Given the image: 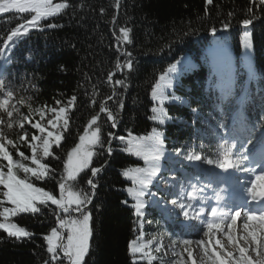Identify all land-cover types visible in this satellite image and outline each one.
<instances>
[{"label":"trees","instance_id":"obj_1","mask_svg":"<svg viewBox=\"0 0 264 264\" xmlns=\"http://www.w3.org/2000/svg\"><path fill=\"white\" fill-rule=\"evenodd\" d=\"M41 11L58 14L43 18ZM246 18L253 20L247 29L243 27ZM124 27L131 30V43L123 42L120 29ZM245 31L250 33L251 49L243 46ZM125 51L132 53V71L116 68L117 63L124 64L128 59ZM183 56H189L191 64L164 81L172 85L165 89L169 96L163 106L165 123H153L152 89ZM245 73L249 75V88L241 100ZM0 78L11 83L15 97L25 98L31 105L17 104L19 112L10 117L0 112V142L8 147L16 163L28 171H40L36 179L31 178L35 186L57 196L60 182L72 191H91L86 183L92 178L91 168L102 169L93 178L98 187L89 206L93 235L85 264H133L128 245L136 235L138 221L131 207L135 201L127 189L138 186L122 173L146 167L141 158L125 151V143L113 138L109 144L108 133L124 135L127 140L128 133L148 136L155 128L163 133L160 150L186 162L169 166L160 161L152 168L156 174L149 177L151 183L143 189L147 207L142 222L146 232L150 228L146 218L157 222L162 218L160 202L165 196L157 185L161 176L170 178L167 170L176 172L170 179L177 180L178 190L184 186L189 192L193 186L186 172L191 180L198 178L213 185L212 172L204 176L196 160L187 157L201 155L204 161L216 160L222 127L229 140L234 135L242 137L238 157L244 156L242 148L251 157L253 144L249 142H259L258 128L264 124V8L258 3L253 6L252 0H212L211 5L206 0H0ZM116 79L125 80L123 88L114 83ZM73 95L77 100L68 113L69 124L62 133L61 145L53 148L55 158L40 159L42 166L33 164L32 159L37 157H33L32 149L43 136L42 131L39 134L31 127L34 122L43 123L34 110L58 108ZM102 105L116 116L118 128L113 129L107 114L100 113ZM239 106L241 114L230 127ZM94 115L99 116L104 147L93 148L96 154L91 164L76 181L65 180L66 154L79 143V136ZM51 116L50 111L45 112L47 119ZM34 134L39 140L32 139ZM24 135L29 139L24 140ZM46 165L52 171L39 181ZM18 175L24 178L23 172ZM3 191L0 186V193ZM187 192L177 194L185 203L192 200L186 197ZM124 201H128L127 206ZM220 204L218 211L224 205L222 199ZM40 207L37 214L21 213L10 219L30 231V238L16 240L0 230V264H46L50 259L43 236L56 225V210L54 205ZM186 220L183 215L176 216L179 225ZM163 228L175 239L181 233L180 227L175 231L167 223Z\"/></svg>","mask_w":264,"mask_h":264},{"label":"snow or ice","instance_id":"obj_2","mask_svg":"<svg viewBox=\"0 0 264 264\" xmlns=\"http://www.w3.org/2000/svg\"><path fill=\"white\" fill-rule=\"evenodd\" d=\"M208 5L212 4V0H206ZM253 6L259 4L264 8V0H252ZM58 14L54 11H41L40 15L43 18H47L50 15ZM253 20L246 18L243 20V27L247 29ZM55 27V25H53ZM228 25L225 24V29ZM130 29L124 27L120 29V33L125 44L131 43L130 39ZM216 29H212L213 35H215ZM250 33L245 31L244 40L242 41L243 46L246 49H251L252 44L249 39ZM128 59L124 64L117 63L116 68H127L129 71L134 70V62L132 60V53L125 51L123 53ZM30 58V57H29ZM176 70V66L168 68V73H173ZM115 74H110L108 80L112 81ZM166 80V75H161L159 81L155 83V86L151 92L152 101L158 103L161 107H152L151 119L153 121H158L159 124L163 125L165 123L164 119V102L169 98L165 94V89L172 87L169 84H162ZM114 83L120 87H124L125 80L116 79ZM171 95V94H169ZM111 99V97H109ZM173 99H179L178 97H173ZM15 100V103L13 101ZM77 100V97L73 95L66 104L60 107H52L51 109H35L34 111L40 116V120L45 119V112L50 111L52 116L46 120V123H41L40 121L31 124V127L35 129L39 134L41 131L45 137V143L39 145V150L41 153H47L44 159L55 158L53 153V146L60 147L61 141L63 139L62 132L66 130V127L62 128L65 121L69 124L68 112L73 107ZM17 104L25 105L31 107L28 100L25 98L15 97L14 91L11 87V83H5L4 78H0V112L4 115L11 116L13 113H18L19 109L16 107ZM59 104V101L57 102ZM122 107V104H121ZM100 113H106V118L111 122V127L113 129L118 128L117 118L110 111L106 105H102L99 109ZM195 111V109H193ZM54 117V118H53ZM25 119H29L28 116H24ZM99 116L94 115L91 118V123L88 124L87 128L84 130V134L79 136V143L76 144L67 155L65 160L63 170V179L68 181H76L79 175L84 172L91 164L93 156L96 154L93 148L99 146L104 147V140L101 137V129L97 124ZM2 123V120H0ZM23 127V125H21ZM51 133V135H49ZM127 140L124 135L115 136L114 133H108V143H111L113 138L118 139L121 143L126 144L125 151L135 157H139L145 162L149 160H158L160 157L156 155L160 148L163 147V133L158 132L153 128L151 135L148 136H135L132 133L127 134ZM24 140L29 138L25 135L22 137ZM33 140H39V135H32ZM222 151L220 153L219 160L207 159L205 163L208 165H214L224 171L233 168L236 164L230 159L232 149L225 148L221 145ZM109 154H111V148L108 149ZM33 157H35L36 149H32ZM24 155V154H21ZM189 160L199 161L202 159L201 155H191L187 157ZM261 158L264 159V153H261ZM0 161L6 162L0 163V186L3 187L4 191L0 193L2 199H0V230H3L8 237L14 238L16 240H21L24 238H30L32 233L27 231L25 228L18 226L15 223L10 222V218L17 216L21 213H31L37 214L41 212V205L48 207L49 205H54L56 210V225L50 229L49 234L43 236L46 242L47 253L50 254V259L46 264H85V259L90 252V239L93 235L92 228L90 227V221L92 220L90 205L95 196V189L98 187L93 178L97 177L102 171L100 167L91 168V177L86 181L87 185L91 191H72L64 182L58 184L59 195L57 196L53 192H49L43 188L35 186L31 178H37L35 173L29 174L26 166L18 164L13 158V154L9 151L8 147L0 142ZM32 163L37 166H42L43 162L38 158H33ZM45 171L42 175L38 177L39 181H43L49 177V172L52 168L49 165L44 166ZM5 168L7 171H5ZM19 169V171L17 170ZM18 172L24 173V178L18 175ZM156 174V170L152 168H129L123 171L122 175L133 182V184L138 187L133 189H127V194L132 197L135 203L131 204L138 221V239L141 241L143 237L139 236V232L143 230L142 218L145 216V201L144 197L146 193L143 191L144 188L148 187L151 183L149 177ZM264 179V176L258 177L257 180ZM248 195L252 201H264V193L256 190L255 183L253 186L247 190ZM193 197L192 199H194ZM128 204V201H124ZM170 203L174 206L171 209V213L177 215H183L185 219L197 220L204 224L206 231H203L202 237L200 239H175L173 240L169 237L170 243L173 245L172 252L173 256L178 257L173 264H196L195 260L192 259L193 251L191 246L195 244L203 253L201 264H229L232 261L236 264V261L241 260V257H237L234 253H230L225 248L224 244L220 239L216 238V234H224L225 225L229 229L234 228L237 225V221L241 218V213L243 210L235 211L234 213L218 211L217 208L211 209V219L203 218L204 213L202 209H194L191 202L185 203L181 199H173ZM217 203H220V195H217ZM5 205H10L5 206ZM62 213V215H61ZM248 221L251 222L255 219H260L264 217V213L260 217L255 214H248ZM230 220V223H229ZM245 228H248V223L242 221ZM264 229V223L260 225V228H255L252 230L253 234ZM225 238L232 240L231 236H226ZM164 245H162L155 238L147 243H137V240H133L129 245V252L135 256L140 253L142 258L147 261V264H153L154 261L160 259L154 253H160ZM179 249V251H177ZM243 251V250H242ZM186 253V257L182 254ZM247 259V257H243ZM162 262V261H161ZM133 264H139V262L134 261Z\"/></svg>","mask_w":264,"mask_h":264},{"label":"rangeland","instance_id":"obj_3","mask_svg":"<svg viewBox=\"0 0 264 264\" xmlns=\"http://www.w3.org/2000/svg\"><path fill=\"white\" fill-rule=\"evenodd\" d=\"M190 64H191V61L188 56L182 57L176 64H174L176 66L175 72L173 73L166 72L164 74L166 75V80L169 78V75H177L178 73L183 71L184 66H187ZM161 83L164 84V82H161ZM154 103L157 105L156 106L157 108L160 107L158 103L156 102ZM186 104L187 102L185 101L184 105ZM46 120L47 118L45 117V119L43 120V123H46ZM64 127L67 128V121H65L64 124L62 125V128ZM65 131L66 130H64L63 132ZM49 135H51V133ZM45 142H46L45 137L43 135L41 137V140L34 145V149H36L35 156L38 159H44V156L47 154L46 152L41 153L39 150V145ZM55 147L56 146L54 145L53 148ZM167 160L170 163L171 162H185L182 160V158L172 157L171 155H167ZM262 162H264V160H262L260 164H262ZM142 163L146 168H153L157 164V161L149 160L148 162H145L144 160H142ZM196 165L198 166L200 173H202L205 176L208 170V166L206 165L205 161L201 159L196 162ZM258 166L260 165L258 164L257 167ZM210 168L214 174H217V172L220 170L218 167L214 165ZM28 172L29 174L35 173L37 175L39 174L40 171L37 169H31ZM175 174L176 173L174 172V170H172L169 173V176H173ZM258 177H261V174L257 172V169L255 166H249L248 169L240 173L239 179H241V181L238 180V182L240 181L242 186L243 185L245 186L244 188H246V190L242 191L239 188L237 189L238 190L237 194L232 193L231 197L235 198L236 200L234 203H231V205L226 210V212L234 213L235 211L243 210L241 213V218L237 221V225H235L234 228L229 229L228 226L225 225L224 234L223 235L220 233L216 234V238L221 240V242L224 244L228 252L234 253L237 257L242 258L241 260L236 261V264H264V229H261L259 232H256L255 234H253L252 232L253 229L260 228V225L264 223V217H261L260 219H255L249 222L247 215H245V213H248V214H255L256 216L260 217L262 214L254 210L253 201L249 197L248 191H247L253 186L254 183L256 185L257 191L264 189V180L261 179L258 181L257 180ZM176 186H177V180H172L169 184H166L165 179L161 177L160 181L158 182L159 190L163 192L165 191L164 196L166 197L165 200L160 202L162 208H164L165 210V214H163L164 222L168 224V221H169L173 226H176L175 216L177 214L171 213V209L174 206L170 203L171 200H168L167 197L169 193H174V192L176 193V190H175ZM182 191H183V188H181V192ZM185 191L186 190H184L183 192ZM193 192L196 193V199L198 200H201L202 197L203 198L206 197V201L208 204H210V202L214 200V197L217 194L213 188L208 187L205 184H200V185L195 184V191ZM211 209L212 208L209 205H207L206 210L204 212V217H202V219L211 214ZM159 215H161L160 212H159ZM146 219H147L148 226L150 227L149 230L147 232L143 230L139 232V236L143 237V240L141 241L140 239H138V229H137L134 239L137 240V243H141V242L147 243L153 238H155L162 245H164V247L162 248L160 253H154L155 255L160 257V259L154 261L153 264H173V262L176 259H178V257L173 256V252H172L173 245L170 243L169 237H171L173 240L175 239L171 236L170 233L164 230L163 226L165 224L164 222H162L161 217L158 218L159 219L158 222L153 219H148V218ZM242 221H244L245 223H248L249 227L245 228ZM229 223H230V220H229ZM200 225H202L200 221L191 220V222L189 223V226L187 227V231L193 229V232L192 233L186 232L185 230V233H183V235L179 237L178 239H183V238H189L193 240L200 239L202 237L203 231H206V228L204 227L202 229V232L199 233L198 228L200 227ZM226 236H231L232 240L229 241V239L225 238ZM191 249L193 251L192 259L195 260L196 264H201L203 253L195 244L191 246ZM177 251H179V249H177ZM129 254L133 262L137 261L139 262V264H147V261L142 258L140 253H137L135 256H133L130 252ZM186 255H187L186 253L182 254L183 257H186ZM245 256L247 257V259H243V257ZM189 264H191V261H189ZM229 264H233V262L229 261Z\"/></svg>","mask_w":264,"mask_h":264}]
</instances>
